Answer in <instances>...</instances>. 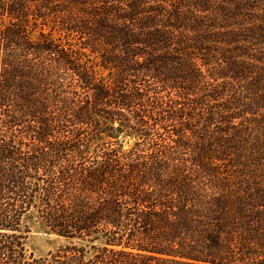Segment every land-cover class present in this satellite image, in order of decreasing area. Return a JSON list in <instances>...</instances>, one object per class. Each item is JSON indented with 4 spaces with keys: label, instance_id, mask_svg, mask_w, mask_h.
I'll return each instance as SVG.
<instances>
[{
    "label": "trees",
    "instance_id": "trees-1",
    "mask_svg": "<svg viewBox=\"0 0 264 264\" xmlns=\"http://www.w3.org/2000/svg\"><path fill=\"white\" fill-rule=\"evenodd\" d=\"M262 2L0 0V264H264Z\"/></svg>",
    "mask_w": 264,
    "mask_h": 264
},
{
    "label": "rangeland",
    "instance_id": "rangeland-1",
    "mask_svg": "<svg viewBox=\"0 0 264 264\" xmlns=\"http://www.w3.org/2000/svg\"><path fill=\"white\" fill-rule=\"evenodd\" d=\"M260 4V8L264 10V0ZM257 12V11H253ZM33 36H37V33H33ZM252 50L256 54H263L259 57H264V46L261 44L252 45ZM89 60L94 64H97V61L92 56L89 57ZM95 69L101 78H107V71H104L99 66H95ZM119 146L123 150H128L131 148L136 139L135 136L129 133L121 134L118 139H116ZM24 223L27 225L29 229L27 247L30 252L34 254L35 257H45L51 252L57 251L59 248L65 246L68 241L64 238H61L57 235L52 234L39 219L36 217L35 213L30 212L26 218L24 219Z\"/></svg>",
    "mask_w": 264,
    "mask_h": 264
}]
</instances>
